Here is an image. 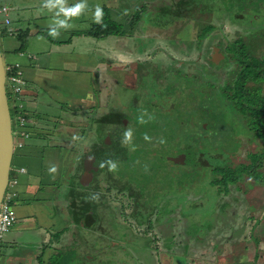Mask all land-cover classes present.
Wrapping results in <instances>:
<instances>
[{
	"label": "rangeland",
	"instance_id": "374dc122",
	"mask_svg": "<svg viewBox=\"0 0 264 264\" xmlns=\"http://www.w3.org/2000/svg\"><path fill=\"white\" fill-rule=\"evenodd\" d=\"M129 1L134 7L132 11L125 8V0L110 2L114 7L119 3L124 6V12L128 15L123 23L130 27L132 15L141 7L142 0ZM172 1L175 2V8L171 11ZM200 1L203 0H169L168 4L160 6L159 12L152 9L146 11L144 24L139 22L133 31L141 38L135 44L132 38L120 39L125 47L134 50V55L126 58L125 65H118L110 78L114 83L111 89V112L115 113L113 117H117V121L108 125L101 119L90 116L87 121L77 122L74 124L75 128L69 129L71 136L80 137L85 134V142L96 138L98 140L100 132L102 138L117 144L118 148L111 152L109 159L117 162L118 170L109 172L107 167L102 168L97 174L99 179L96 180V185L110 191L105 192L106 203L98 212L101 214L102 226L106 232L114 233L111 236H116L117 233L123 243L118 242L119 244H113L112 248L104 250L106 243L110 241L105 239L102 241L100 255L91 249V252L81 257V252H77L76 245L73 246L70 240L71 231L76 229L67 227L64 222L67 233L59 238L66 244L68 255H65V261L68 264H157L158 259L161 264H264V177L255 185L254 180H251L252 183L246 179L240 180L238 188L225 196L222 188L213 183L215 173L211 172L212 166L231 168L251 163L255 159L254 154L259 152L260 144L254 143L259 138L249 134L243 121L240 124L239 117L223 107L225 101L219 100L212 90V84L207 83L210 79H217L218 83H233L240 71V65L235 62L231 66L226 63L223 66L224 57L220 62L219 59L214 63L211 54L216 53V49L220 57L221 51L226 50L227 45L239 36H254L264 42V0H248L247 8L244 0H204L210 9L224 6V14L214 22L209 7L204 8L206 11L202 15L197 13V20H211L217 24V30L204 40L201 48H193L194 39L200 33L193 22H186L183 8L192 7ZM231 7L238 11V8H243L242 12L247 20L236 18V13L229 10ZM256 13L260 14L261 19L252 21L251 14ZM172 16L174 20L171 19ZM141 31L145 32L146 37L139 34ZM0 41L3 47L18 43L10 36ZM176 42L186 44L187 48ZM259 49L264 53V43ZM3 54L6 59V48H3ZM213 65L221 68L215 69ZM123 66L125 70L122 69ZM188 73L190 75L185 76ZM80 81L84 82V79L81 77ZM87 86L86 81L80 86L82 89L78 92V98L70 101L79 103L82 92L92 91L90 85L89 89ZM105 91L106 88L99 92L100 99L104 97ZM11 107H14L13 99ZM49 110L54 113L52 109ZM98 111L97 106V116ZM145 112L148 114L145 116L146 120L148 116H154L155 119L139 124L137 118ZM122 113L125 117L120 123ZM17 123L14 115L15 140ZM201 124H206L203 125L204 128L209 125L206 131ZM129 127L133 131L132 144L135 151H130V146L120 145L123 133ZM145 134L151 137V142L144 140ZM161 138L166 143L160 144L158 141ZM76 142L80 143L81 140ZM87 148L86 144L80 146L81 151H86ZM145 165L148 166V171H145ZM220 172L216 176L225 175L224 171L223 174ZM118 190L127 198L132 197L134 200H130V203L135 206L134 208L131 204L130 210L121 220L118 219L119 205L114 204V199L118 200L121 194ZM58 204L63 205V198L62 203ZM58 204L55 206L60 208ZM63 213L68 216L66 209ZM126 218L136 220L134 223L139 222L145 228L148 235H144L143 239L149 241L151 248L155 246L154 231L158 232L161 241L153 249L158 256H152L149 249H140L141 243L136 242L140 237L136 239L131 234L132 231L139 236L141 233L136 231L139 230L137 227L134 230L132 226L123 225ZM169 219L173 222H168ZM79 233V240L91 238L87 232ZM130 236L134 238V242L128 239ZM55 240H58L57 237ZM39 242L40 238L35 236L33 243ZM90 242L93 243L92 240ZM98 243L99 240L96 241V248H99ZM93 245L95 246V242ZM104 251L110 254L106 255ZM63 262L64 260L57 259L55 264Z\"/></svg>",
	"mask_w": 264,
	"mask_h": 264
},
{
	"label": "crops",
	"instance_id": "0c3cea01",
	"mask_svg": "<svg viewBox=\"0 0 264 264\" xmlns=\"http://www.w3.org/2000/svg\"><path fill=\"white\" fill-rule=\"evenodd\" d=\"M88 1H91L87 3L90 9L94 10L99 4L109 9L117 21L122 22L127 18L128 13L125 14L124 6L120 3L114 7L110 2L112 0ZM125 1V8L132 11L134 8L129 7L131 1ZM5 2L11 7L12 23L20 36H13L18 41L15 46L1 47L2 52L6 48L5 61L9 64L19 61L22 65L26 81L23 98L31 135L26 139L20 138L24 146L14 150L10 179H17L11 188L16 193L11 202L14 225L0 243V264H55L57 259L68 264L65 261V255H68L66 244L59 238L67 233L64 222L67 227L76 229L71 231L70 240L81 256L91 252V249L100 255L102 241L106 236L109 238L111 233L103 228L98 212L106 203L105 192L110 191L96 185L99 176L94 177L88 185H83L86 177L82 160L88 156H98L106 148L105 145L113 149L109 152H114L117 144L102 138L100 132L98 140L85 142V134L71 136L69 129L75 128L77 122L87 121L90 116L108 125L117 121V117H113L115 113L111 112V89L114 83L110 78L118 65H125L126 58L134 55V50L125 47L121 40L132 38L135 44L141 37L136 34L108 37L86 35L95 25L91 13L86 11L80 18L70 22L69 29H61L59 38L53 39L48 35L52 14L46 11L41 14L39 11L42 0ZM78 2L67 0L69 6ZM21 47L22 50L16 53ZM122 69L125 70V66ZM81 77L84 82L80 81ZM86 81L92 91L82 92L80 102L72 103L70 100L78 98V92L82 89L80 86ZM105 88L107 91L100 99L99 92ZM102 106H105L104 109ZM74 137H78L81 142L77 143L79 139ZM81 144L88 146L86 151H81ZM52 165L58 169L53 174L54 178L48 171ZM22 167L26 168L25 173L19 172ZM91 193H101L98 203L85 199ZM62 198L64 206L58 204L62 203ZM56 203L60 208L55 206ZM64 209L68 216L64 215ZM168 222L173 220L169 219ZM79 232H87L91 238L79 240ZM35 236L40 238L39 244L33 243ZM56 237L58 240H55ZM90 240L95 242V246ZM98 240L99 248H96ZM107 247H111L110 243H106L104 250H108ZM157 264L161 263L158 261Z\"/></svg>",
	"mask_w": 264,
	"mask_h": 264
},
{
	"label": "trees",
	"instance_id": "16d2710c",
	"mask_svg": "<svg viewBox=\"0 0 264 264\" xmlns=\"http://www.w3.org/2000/svg\"><path fill=\"white\" fill-rule=\"evenodd\" d=\"M180 1L186 2L189 0H180ZM236 1H239V0H236ZM141 2H142L141 7L138 8L136 10L137 12H134L132 15L130 27L128 25L126 26L123 23V21L121 23L113 19L111 16L110 10L107 8H103L104 10L103 24L106 27L95 24L92 26V29L85 34L99 36V37L123 36V35L134 34L133 31L136 29V25L139 22L144 24L146 11H149V9H152L154 10V12H157V11L159 12L160 6H163V4H168L169 0H165V2L164 0H142ZM174 3L175 2L172 1L171 11H172V8H175ZM206 4L207 3L203 0L193 5L192 7L183 8L184 11L186 12V15L183 16V17L186 16L185 17V19H187L186 22H189V21L193 22V26L194 25L195 27L197 26L199 30L200 34L195 37L194 44H192L193 46H197L199 48H201L204 40L208 36H210L211 33L217 30V24L213 23L211 20L209 21L197 20L196 19L197 13H200L202 15L206 11L204 8L206 6L209 7V11L213 13L214 22L222 18L221 15L224 14V12L222 11L224 9V6H220L221 7L220 9H216L215 7L210 9V6ZM244 4H246L245 8H247L249 5L248 0H244ZM130 7H132V5ZM238 9L241 12L243 11L242 10L243 8H238ZM229 10L231 11L233 10L234 11L233 14L236 13L235 14L237 15L236 18L242 19L244 17L243 12L237 13L239 11L235 9L234 7H231ZM181 13L184 14L182 10H181ZM173 14L174 13H172V15ZM181 16L182 15H179V17ZM171 19L174 20L175 18L173 17ZM18 32L19 31H17V36H20V33L18 34ZM139 34L144 35L145 32L141 31V33ZM164 36H166V34ZM170 36H173V35H170ZM5 37H9L6 27H0V39L5 38ZM168 39L174 40V38H168ZM176 43L179 44V42H176ZM263 43H264L263 40L258 41V44H260V47L263 45ZM179 45H183L186 47V44H179ZM243 45L244 44L242 42H239L238 39H236L235 41L228 44L226 47V50L223 49V51H221V54H220L222 59L224 57V63L222 64L223 66L225 63L226 65H230L233 62L240 63L242 66V68H240V71L237 72L236 77L233 80V83H226V82L218 83L217 79L216 80L210 79L207 81V83L209 82L212 84V88H213L212 90L216 94V97L219 100L222 99L225 101V104L223 105V107L224 108L226 107V110L231 111L232 114H236V117H239V123L242 124V121H243V123L246 125L248 133L254 134L255 138H259L257 139L256 142H254L255 145L257 144V142L260 144L259 152L254 154L255 159H253L251 163L248 162L249 164H239L236 167H231V168L227 166H222V167L212 166L211 172L214 171L215 173L214 180L212 181L213 183H215L216 187L222 188L225 196L227 195L229 191L233 190L234 188L235 189L238 188L237 187L238 181L240 182V180L246 179L248 177L250 179H246V180L249 181L250 183H252L251 180H254L255 182H257L260 176V173L257 171L260 167H263L264 165V160H263L264 159V57L259 58L258 56H253L252 53L249 51V48L244 47ZM21 50H22V47L16 53H18ZM4 60H5V57H4ZM9 63L10 62L5 61V64L8 65ZM220 68L221 67H217L215 69H220ZM10 73L11 72L7 71V76H9ZM188 75L190 74L189 73L185 74V76H188ZM12 97H13L12 94L8 92L9 104H12ZM13 113L16 118L17 116L16 108L11 109L12 119L14 116ZM123 114L124 113H122L123 117L119 118L120 123L121 121L122 122L124 121L125 116ZM203 125H206V124H203ZM203 125L201 124L202 128L206 131L209 125H207L206 128H204ZM199 139L201 140V138ZM105 146L106 148L102 149L99 155L96 157L99 163H101L102 161L108 160L111 156V152L109 151L113 149L111 147L108 148L109 145H105ZM106 151H108L109 154H107ZM218 171L219 172L222 171V174L224 171L225 175L221 177L216 176L217 175L216 173ZM261 176H262V173H261ZM253 185L255 184L253 183ZM137 223L139 224V222ZM146 232L145 231L143 232L145 236H147ZM139 233H142V232H139ZM125 234L126 233H123V235ZM131 236H133L136 239L137 237H140L138 241L136 240V242L138 243L140 242L142 244L143 241H145L143 239L144 236L142 235L139 236L138 234H135L133 231H132ZM131 236L128 239H131V241L134 242L133 241L134 238L132 239ZM195 236L197 239L196 242H198V236L196 234ZM143 248L145 249H142V248L140 249L143 251L146 249H149L150 254L153 256L151 252L152 248H149V244H148V247H143ZM87 264H90V262H87Z\"/></svg>",
	"mask_w": 264,
	"mask_h": 264
},
{
	"label": "built area",
	"instance_id": "2783aa9c",
	"mask_svg": "<svg viewBox=\"0 0 264 264\" xmlns=\"http://www.w3.org/2000/svg\"><path fill=\"white\" fill-rule=\"evenodd\" d=\"M10 13L11 7L5 2V0H0V27H6L8 35L10 37H13L17 35V29L13 26ZM20 55L23 56V53H20ZM5 70L7 91L13 96V108L17 109L16 119L18 123L16 135L18 138L16 140L14 138L15 148H22L24 146V142L21 139L29 138L31 135L30 121L27 115V109L23 98V90L24 86L26 85V81L24 80L22 65L19 61H15L14 63L8 65L5 64ZM7 71L11 72L9 76H7ZM19 172L25 173L26 168H20ZM16 183L17 179L10 180L6 195L0 208V243L3 241L7 232L14 225L11 202L16 193L12 191L11 188Z\"/></svg>",
	"mask_w": 264,
	"mask_h": 264
},
{
	"label": "clouds",
	"instance_id": "9594fccd",
	"mask_svg": "<svg viewBox=\"0 0 264 264\" xmlns=\"http://www.w3.org/2000/svg\"><path fill=\"white\" fill-rule=\"evenodd\" d=\"M41 14H44L45 11L47 13L52 14V20L51 23L48 26V35L52 37L53 39L59 38L61 32V29L67 30L71 27V21L73 19H78L86 11L91 13V19L93 23L101 25L106 27L103 24V18H104V10L103 7L97 4L94 8V10L90 9L87 0H79L78 3H75L74 5L69 6L67 3V0H42L40 9ZM126 14V13H125ZM148 115L146 112L140 116H138L137 120L139 124H146L149 122V120H154V116H148V120L145 119V116ZM144 140L147 142H151V137H149L147 134L144 135ZM74 139H79L78 137H74ZM133 140V131L129 127L124 133H123V139L121 140L122 146H130V151H135V146L132 144ZM160 144L166 143V140L161 138L158 141ZM101 168L107 167L109 172H116L118 170V164L117 162L108 159L105 161H102L100 163ZM49 174L53 175L57 173L58 169L55 165H52L48 169ZM145 171H148V166L145 165ZM54 178V175H53ZM101 193H91L88 197H86V200L99 202Z\"/></svg>",
	"mask_w": 264,
	"mask_h": 264
},
{
	"label": "water",
	"instance_id": "95a60500",
	"mask_svg": "<svg viewBox=\"0 0 264 264\" xmlns=\"http://www.w3.org/2000/svg\"><path fill=\"white\" fill-rule=\"evenodd\" d=\"M14 150L13 119L6 86L5 60L0 41V208L11 179ZM88 162L96 163L91 156L83 161L84 176L86 177V182L83 185H88L94 178L92 174L94 170L87 166Z\"/></svg>",
	"mask_w": 264,
	"mask_h": 264
},
{
	"label": "flooded vegetation",
	"instance_id": "af4514ba",
	"mask_svg": "<svg viewBox=\"0 0 264 264\" xmlns=\"http://www.w3.org/2000/svg\"><path fill=\"white\" fill-rule=\"evenodd\" d=\"M247 15V14H246ZM252 15V21H257V20H259L258 18H260L261 19V16H260V14H251ZM247 18V16H245L244 15V17L242 18V19H245V20H247L246 19ZM250 19V18H249ZM257 19V20H256ZM264 20V19H263ZM206 40V39H205ZM240 40H242V41H240ZM254 40V41H253ZM256 40V41H255ZM238 41L239 42H242L244 45V47H248L249 48V51L252 53V55L253 56H258L259 58H263L264 57V53L263 52H260V44H258V41H259V39H257V38H255V37H253V36H251V37H247V36H239L238 37ZM218 45H220V44H218ZM195 46H193V48H194ZM220 49H221V47H219ZM252 50V51H251ZM216 51V53H213L212 52V54H211V58H212V60L214 61V63H216L219 59V62L221 61V59H222V57L220 56H218V49H216L215 50ZM221 54V53H220ZM150 56H152V55H149V56H147V57H150ZM216 61V62H215ZM148 62H149V60H148ZM217 64H219V63H217ZM239 65H240V67H239V69L240 68H242V66H241V64L240 63H238ZM214 66V65H213ZM212 66V67H213ZM231 66V65H230ZM211 67V68H212ZM215 67V66H214ZM205 69H208V67L207 66H205ZM182 71V70H181ZM258 148V147H257ZM258 150H260V148H258ZM257 151V150H256ZM255 151V152H256ZM97 156V155H96ZM96 156L95 157H93V159L95 160V161H97V158H96ZM85 160H86V158H85ZM264 160V159H263ZM84 160H82V162H83ZM88 161V160H87ZM97 163V162H96ZM92 164L91 162H88L87 163V166L90 168V169H93L94 171L92 172V174H93V176L94 177H96L97 176V174H99V172L101 171V167H100V164H99V166L97 165V164ZM257 172H259L260 173V176H259V179H258V181L257 182H253L254 184H257V183H260L261 182V180H262V178L264 177V165H263V167H260L259 169H258V171ZM261 173H262V176H261ZM98 177V176H97ZM246 179H250V178H246ZM121 189H123V187L121 188ZM118 191H120V190H118ZM120 196L118 197V200L115 198L114 199V204H118L119 205V220H121V218H123L122 216L124 215V214H126V212L128 211V210H130V206H131V204L132 203H130V200H134L132 197H130V198H127L126 196H125V194L122 192V191H120ZM125 201H127V202H125ZM121 205V206H120ZM127 206H129V207H127ZM132 206L135 208V206L132 204ZM121 211H122V213H121ZM130 214H131V212H130ZM136 220H134V219H128V218H126L125 219V223H123V225H125L126 227H129V226H132L131 228L133 229V227H134V230L136 229V227H137V229H139V230H136L137 232H142L141 233V235L142 236H144V229L145 228H143L140 224H138V223H134ZM133 224V225H132ZM139 227H141V228H143V229H140ZM146 232V231H145ZM147 233V235H148V232H146ZM114 233H111V235H113ZM153 235H155V237H154V243H153V245H155V246H152V247H158L157 245H159V240H160V238L158 237V232L157 231H154V234ZM105 239H107V240H110L109 241V243H110V246H111V248L113 247V244H119L118 242H121V243H123V240H121V238L119 237V235L116 233V236H109V238L106 236L105 237ZM161 241V240H160ZM148 243H149V241H143V243L140 245V248H142V249H145V248H143V247H148V246H146V245H148ZM164 243V242H163ZM152 244V241H150V245ZM107 248H110V247H107ZM106 248V249H107ZM149 248H151L150 246H149ZM154 248H152V250H151V252H152V254H156L155 252H154ZM106 255L107 254H110L109 252H107V253H105ZM157 255V254H156ZM158 256V255H157ZM102 257V256H101ZM158 258V257H157ZM158 261H159V259H158ZM159 263H160V261H159Z\"/></svg>",
	"mask_w": 264,
	"mask_h": 264
}]
</instances>
